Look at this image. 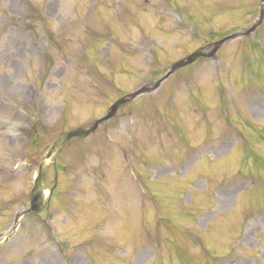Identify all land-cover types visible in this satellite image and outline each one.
Returning <instances> with one entry per match:
<instances>
[{
	"label": "rangeland",
	"instance_id": "1",
	"mask_svg": "<svg viewBox=\"0 0 264 264\" xmlns=\"http://www.w3.org/2000/svg\"><path fill=\"white\" fill-rule=\"evenodd\" d=\"M0 264H264V0H0Z\"/></svg>",
	"mask_w": 264,
	"mask_h": 264
},
{
	"label": "water",
	"instance_id": "2",
	"mask_svg": "<svg viewBox=\"0 0 264 264\" xmlns=\"http://www.w3.org/2000/svg\"><path fill=\"white\" fill-rule=\"evenodd\" d=\"M253 30V29H252ZM251 30V31H252ZM251 31H249L246 35H248ZM229 39L225 38L224 40L218 42L215 45V49L213 52L216 51L217 47H219L221 44H223L224 42H227ZM195 58H197V53H194L188 57H186L184 60H181L179 62L174 63L170 69L169 72L160 80L157 82V84H159L160 82L164 81L167 77H169L173 72H175L176 70L190 65ZM156 84V85H157ZM135 97V95H129L127 98L129 100H132ZM126 99H120L117 102H115L111 108L108 109L106 115L96 121L90 128L83 130L81 128H77L74 130H71L67 133H63L61 135H59L51 144L47 154L45 155V157H43L41 164L38 168V174L37 177L34 181V188L32 191V195L30 197V202H29V209L27 211V213H32V214H39L44 205H45V199L43 197V193L41 189H38V186L43 178V175L47 169V164L46 162L50 161L51 162V166L55 167V159L56 156L60 153V151L66 146V144L71 140V139H83L88 137L90 134H92L97 127L103 123L106 122L107 120H109L110 118L113 117V115L115 114V112L117 111V109L119 108L120 105L124 104ZM128 101V100H127Z\"/></svg>",
	"mask_w": 264,
	"mask_h": 264
}]
</instances>
